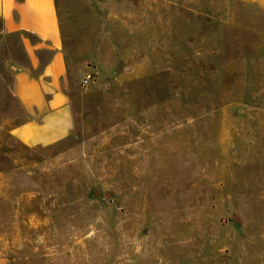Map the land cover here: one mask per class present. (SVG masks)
I'll return each mask as SVG.
<instances>
[{"label": "rangeland", "instance_id": "obj_1", "mask_svg": "<svg viewBox=\"0 0 264 264\" xmlns=\"http://www.w3.org/2000/svg\"><path fill=\"white\" fill-rule=\"evenodd\" d=\"M66 4L71 137L23 145L0 82V264H264V11Z\"/></svg>", "mask_w": 264, "mask_h": 264}, {"label": "crops", "instance_id": "obj_2", "mask_svg": "<svg viewBox=\"0 0 264 264\" xmlns=\"http://www.w3.org/2000/svg\"><path fill=\"white\" fill-rule=\"evenodd\" d=\"M62 1L0 0V82L24 113L12 134L27 147H54L75 129L69 94L74 37L67 33L72 12ZM237 1L264 11V0Z\"/></svg>", "mask_w": 264, "mask_h": 264}]
</instances>
